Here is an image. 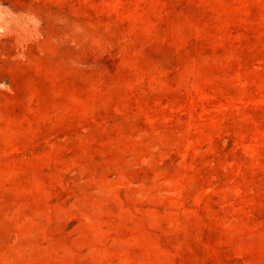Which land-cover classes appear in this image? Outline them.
Segmentation results:
<instances>
[{"label":"rangeland","instance_id":"obj_1","mask_svg":"<svg viewBox=\"0 0 264 264\" xmlns=\"http://www.w3.org/2000/svg\"><path fill=\"white\" fill-rule=\"evenodd\" d=\"M0 264H264V0H0Z\"/></svg>","mask_w":264,"mask_h":264}]
</instances>
